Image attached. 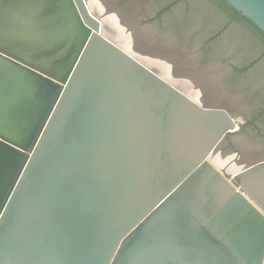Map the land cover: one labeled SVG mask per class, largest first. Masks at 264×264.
<instances>
[{
  "label": "water",
  "instance_id": "water-1",
  "mask_svg": "<svg viewBox=\"0 0 264 264\" xmlns=\"http://www.w3.org/2000/svg\"><path fill=\"white\" fill-rule=\"evenodd\" d=\"M118 1L0 0V264H264L239 101ZM223 1L264 35V0Z\"/></svg>",
  "mask_w": 264,
  "mask_h": 264
},
{
  "label": "flooded vegetation",
  "instance_id": "flooded-vegetation-1",
  "mask_svg": "<svg viewBox=\"0 0 264 264\" xmlns=\"http://www.w3.org/2000/svg\"><path fill=\"white\" fill-rule=\"evenodd\" d=\"M124 1L127 0H119L116 3ZM139 1L142 6L145 2L151 5L144 10L142 21L148 23L144 25L156 42H172L178 51L185 52L184 57L191 59L196 70L215 67L219 84L230 97L239 101L233 110L242 112L243 125L239 121L236 122L238 129L225 138L226 145L238 155L241 152L235 148L233 139L240 138L256 146L259 153L264 155L263 147L251 140L253 134L264 139V55L251 57L258 50L252 44L242 46L241 51L238 50V44H234L231 47L233 51L235 48L237 50L232 54L229 48L225 49L228 46L226 41L213 42L221 22L190 14L187 10L189 0ZM175 1L177 4H173ZM232 34L237 42L235 32ZM240 77L245 79L241 80Z\"/></svg>",
  "mask_w": 264,
  "mask_h": 264
},
{
  "label": "trees",
  "instance_id": "trees-1",
  "mask_svg": "<svg viewBox=\"0 0 264 264\" xmlns=\"http://www.w3.org/2000/svg\"><path fill=\"white\" fill-rule=\"evenodd\" d=\"M180 1V0H177ZM177 1H175L173 4H177ZM190 4H188V12L190 14L195 15H201L205 19L213 18L217 19L220 22H226V20L229 19V22L224 25V30L230 29L234 26H230L232 22L230 21L234 20L237 22H240L252 31L253 38L248 37L245 33L239 34L238 31H236L235 28L230 30V33H234L238 38L242 39V42L245 43V45L248 46L249 39L251 40V43L254 47H256L258 50L261 48L263 49L264 55V35L247 19L242 17L239 13L235 12L230 6H228L223 0H189ZM173 4L171 6H173ZM234 31V32H233Z\"/></svg>",
  "mask_w": 264,
  "mask_h": 264
},
{
  "label": "rangeland",
  "instance_id": "rangeland-1",
  "mask_svg": "<svg viewBox=\"0 0 264 264\" xmlns=\"http://www.w3.org/2000/svg\"><path fill=\"white\" fill-rule=\"evenodd\" d=\"M238 118V119H237ZM236 121H239V123H241L243 125V119L240 116L236 117ZM232 134V133H231Z\"/></svg>",
  "mask_w": 264,
  "mask_h": 264
}]
</instances>
